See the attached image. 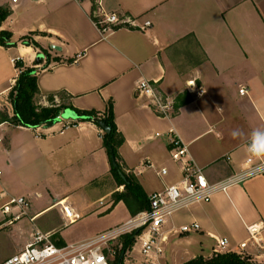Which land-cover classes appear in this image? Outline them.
Masks as SVG:
<instances>
[{
  "label": "crops",
  "instance_id": "1",
  "mask_svg": "<svg viewBox=\"0 0 264 264\" xmlns=\"http://www.w3.org/2000/svg\"><path fill=\"white\" fill-rule=\"evenodd\" d=\"M0 6L11 9L1 28L9 30L16 42L0 44V194L25 196L31 206V201L44 199L13 224L5 223L0 201V232L8 229L3 233L16 241L14 251L0 258V264L23 249L36 230L67 244L132 216L124 201L111 200L124 186L111 171L105 130L99 124L65 115L52 126L3 121V114H14L9 93L18 75L15 58L39 68V104L48 105L49 94L56 102L68 94L72 105L82 110L105 111L113 102L115 123L125 138L118 149L119 161L148 196L181 176L171 155L170 129L188 145L210 182L239 171L251 157L247 152L251 135L264 131V0H103L107 11L137 18L140 24L152 22L145 30L122 26L107 36L92 21L88 3L0 0ZM27 34L50 54L47 67L42 68L45 56L37 63L39 48L22 43ZM142 79L155 82L158 91L174 101L170 117L158 115L147 98L138 95ZM188 81L203 93L189 92ZM242 88L247 91L241 93ZM162 168L167 174H160ZM88 190L95 192V200ZM48 209L57 210L66 227L86 218L104 222L65 232L66 228L37 223ZM193 222L200 228L180 232L182 225ZM254 223L264 225V173L172 214L162 228L163 252L154 261L182 264L199 255L210 257L217 239L226 238L222 250L264 262V230L261 246L250 242L247 248L240 247L249 237L247 226ZM132 247L123 264H146L142 252L136 253V244Z\"/></svg>",
  "mask_w": 264,
  "mask_h": 264
},
{
  "label": "built area",
  "instance_id": "2",
  "mask_svg": "<svg viewBox=\"0 0 264 264\" xmlns=\"http://www.w3.org/2000/svg\"><path fill=\"white\" fill-rule=\"evenodd\" d=\"M17 2L18 0H13ZM80 4L91 5L90 17L102 36H107L116 28L136 27L145 30L152 22L146 20L143 24L137 18L121 15L115 11H107L103 7V0H76ZM22 58H15L16 60ZM188 91L198 95L203 93L202 88H196L193 81H188ZM247 90L242 88L241 93ZM139 96L147 98L148 102L160 116L170 117L175 110L174 101L158 91L156 83L147 79L139 81L137 86ZM63 120L62 112L58 114L56 122ZM67 126V124H65ZM172 136V159L181 168L180 179L175 183L167 184L163 189L153 191L149 195V207L132 215L121 224L100 232L90 238L58 245L51 240L49 234L36 230L33 238L23 249L14 253L2 262V264H113L119 250V241L126 234L140 230L136 236L139 237L141 252L146 264H157L154 257L162 254V228L168 218L176 211L186 208L194 203L208 202L218 192H228V189L240 184L248 178L264 173V160H256L249 157L243 163L241 169L230 174L228 177L210 182L202 167L198 166L191 157L188 145L185 144L174 129H170ZM157 135H160L158 132ZM3 138L0 136V143ZM168 170L162 168L161 175L167 174ZM2 211L7 215L6 224H13L28 214L30 201L25 196H10L6 193L0 194ZM104 204L103 200H100ZM66 215L71 219L67 207H64ZM200 228L198 222L184 224L180 232H190ZM249 237L240 243L245 249L252 242L261 246L262 223H254L247 226ZM228 244L226 238H218L215 251H221Z\"/></svg>",
  "mask_w": 264,
  "mask_h": 264
},
{
  "label": "trees",
  "instance_id": "3",
  "mask_svg": "<svg viewBox=\"0 0 264 264\" xmlns=\"http://www.w3.org/2000/svg\"><path fill=\"white\" fill-rule=\"evenodd\" d=\"M10 13V8L0 6V44L4 46H10L16 43L12 39V33L9 30L1 28L2 22L10 15ZM21 41L24 44L39 48L42 53H44L47 61L43 64L42 68L47 67L51 63L52 58L48 51L44 49L31 34L23 36ZM55 59L56 61L59 60V58ZM73 60L74 59H69V61ZM15 65L18 69V75L9 93V100L12 103L14 114L13 116H9L7 113L3 114V121L8 120L12 123L25 126H39L55 121L58 114L67 108H70L76 111L80 116H83V118H80L82 120H93L97 124L99 120H103L110 127V131L105 132L103 135V142L110 157L111 171L114 174L118 185L124 186L123 190H116L113 192L112 199L114 203L121 200L124 201L132 215L148 208V194L143 190L138 180L123 169L119 161L118 149L123 144L125 138L118 130L115 123L113 102H108L105 111H98L95 109L82 110L72 105L69 101L71 96L68 94L60 95L59 102H56L54 94H49L47 97L50 101V105H40L37 102L40 95V89L38 88L37 83V73L39 68L27 66L21 59L16 60ZM139 233L140 230H136L122 237V247L113 261V264L124 263L125 253L134 245L136 235ZM55 243L58 245H65V242L61 240H55ZM182 264H264V262H258L251 256L236 251H216L210 257L199 255Z\"/></svg>",
  "mask_w": 264,
  "mask_h": 264
},
{
  "label": "rangeland",
  "instance_id": "4",
  "mask_svg": "<svg viewBox=\"0 0 264 264\" xmlns=\"http://www.w3.org/2000/svg\"><path fill=\"white\" fill-rule=\"evenodd\" d=\"M40 52H42V51L40 50ZM40 105H43V104H40ZM48 105H50V101H49ZM45 106H47V105H45ZM87 193L90 195H93V196H91L92 197L91 200H95L97 198L96 196H94V195H96L94 191L88 190ZM38 200H40V201H38ZM38 200L36 202L34 200L31 201L32 206L30 205V208L32 207V210L35 209V207L38 208L40 202H42L44 199L41 197ZM111 200H113L112 197H111ZM96 207L102 208L105 206H103L101 204L100 205L97 204ZM57 212H58L57 210H53V209H48V210L44 211L42 214H40V216L37 220V223L44 224L45 226H56V227H59V229H65L66 228L65 232L69 231L71 233H74L75 231H78V232L81 231L80 229L83 228L85 225H88V227H93V226H95V224H100V223L104 222V220L103 221L99 220V221L93 222V220H88L86 218V219H83L82 221H80L79 223H77L75 225H70V226L66 227V226H64L61 218H59ZM26 220L27 219H24V221H26ZM3 232H8V229L0 232V258H2L5 255L7 256V255L11 254L15 249V242H16L13 239H11L9 236H7L6 233H3ZM139 243H140L139 237L136 236V241L134 244H136V246L138 247V250H136V253L138 255L141 251V247H140ZM120 248H121V245H120ZM132 248L133 247H131L130 250ZM221 251H224V250H221Z\"/></svg>",
  "mask_w": 264,
  "mask_h": 264
},
{
  "label": "clouds",
  "instance_id": "5",
  "mask_svg": "<svg viewBox=\"0 0 264 264\" xmlns=\"http://www.w3.org/2000/svg\"><path fill=\"white\" fill-rule=\"evenodd\" d=\"M247 152L256 160H264V131H253Z\"/></svg>",
  "mask_w": 264,
  "mask_h": 264
},
{
  "label": "water",
  "instance_id": "6",
  "mask_svg": "<svg viewBox=\"0 0 264 264\" xmlns=\"http://www.w3.org/2000/svg\"><path fill=\"white\" fill-rule=\"evenodd\" d=\"M54 48L56 49H60V46L58 45H53ZM44 53L40 52L37 56V63H41L42 62V58L44 57ZM62 115H65L66 117H73V118H83V116H80L76 111L67 108L66 110H64L62 112ZM56 121H51L48 124V126H52ZM98 124L105 130V132H109L110 131V127L103 121V120H99ZM114 158V156H113ZM124 176V175H123Z\"/></svg>",
  "mask_w": 264,
  "mask_h": 264
}]
</instances>
